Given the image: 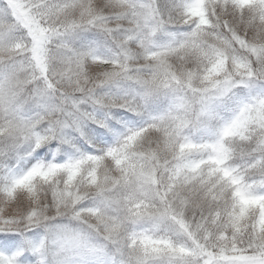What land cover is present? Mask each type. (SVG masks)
<instances>
[{"label": "snow or ice", "instance_id": "6c2138e0", "mask_svg": "<svg viewBox=\"0 0 264 264\" xmlns=\"http://www.w3.org/2000/svg\"><path fill=\"white\" fill-rule=\"evenodd\" d=\"M0 264H264V0H0Z\"/></svg>", "mask_w": 264, "mask_h": 264}]
</instances>
